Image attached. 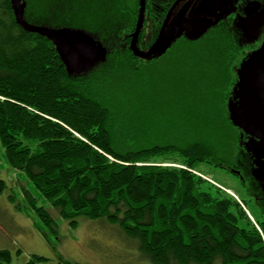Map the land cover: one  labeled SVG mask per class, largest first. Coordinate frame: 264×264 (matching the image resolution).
Wrapping results in <instances>:
<instances>
[{"label": "trees", "instance_id": "trees-1", "mask_svg": "<svg viewBox=\"0 0 264 264\" xmlns=\"http://www.w3.org/2000/svg\"><path fill=\"white\" fill-rule=\"evenodd\" d=\"M112 17L88 19L103 56L74 75L56 42L20 23L11 0H0V161L23 174L70 228H77L80 218L106 220L136 240L151 264H264V193L248 190L260 208L257 219L246 200L238 201L198 171L205 164L221 169L233 164L225 158L235 150L230 136L240 131L229 119L227 98H199L203 114H210L197 127L205 125L207 139L189 130L182 135L176 127L171 138L167 127L161 129L157 139L167 143L151 139L144 107L150 83L143 67L158 59L132 53L134 15V26L124 34L114 30ZM144 26L137 47L149 52ZM131 75L134 95L120 85L121 77L132 80ZM195 101L186 95L182 104L190 110ZM132 107L139 128L135 140L146 137L152 144L120 140L132 129L120 113ZM6 189L0 179V194ZM23 192L27 210L17 209L37 220L53 247L48 230L57 233L56 220ZM0 264H12L9 251H0ZM24 264L52 261L32 255ZM58 264L75 263L60 256Z\"/></svg>", "mask_w": 264, "mask_h": 264}, {"label": "rangeland", "instance_id": "rangeland-1", "mask_svg": "<svg viewBox=\"0 0 264 264\" xmlns=\"http://www.w3.org/2000/svg\"><path fill=\"white\" fill-rule=\"evenodd\" d=\"M27 1L23 2L24 6L21 5L17 9V20L54 41H58L67 32L82 33L93 38L87 28L88 19H104L106 15H113L116 23L114 30L122 31L123 34L128 28L132 29L134 26L131 20L134 15V0ZM25 2L30 5V9ZM120 3L128 6L129 10L119 11ZM114 4H118V10L113 9ZM24 14H27L29 18H25ZM160 50L157 56L161 55ZM217 53L212 44L186 46L177 49L174 56H163L156 62L150 61L147 66L144 65L143 78L150 83V91L147 93L148 98L144 107L147 113L146 118L151 125L148 131L151 139L167 143L169 139H157L159 135L164 134L161 131L163 127L168 128L170 138L172 127H176L182 135L189 130L191 134H200V137L208 138L205 125H201L202 129L197 128L199 123L205 121L210 115L203 114L199 98L200 96L218 98L226 87V82L222 81L219 77L222 75L217 70L215 60ZM131 78L132 80L121 77L120 85L134 95L136 77L131 75ZM137 83H140L138 79ZM186 95L197 98L190 110L182 104ZM230 110L235 116L236 108L233 104L230 105ZM121 114L124 122L132 126V129L129 128V132H122L120 140H135V134L139 128L136 129L137 126L134 124V107L130 109V112L123 109L120 116ZM165 115L166 118H164ZM192 115L195 117L191 118ZM238 136L239 133L230 136L234 138L231 142L235 143V150L225 158L227 161H233L230 167L236 165L238 154L241 152ZM139 140L135 141L138 144L143 141L147 142L146 144H152L148 143L146 137ZM198 171L208 180L235 196V199L246 200L250 213L260 219V208L256 200L246 191L243 183L235 175L211 164L201 165ZM0 179L7 184L5 192L0 194V251L6 250L11 253L12 264H24L32 255L48 258L52 264H58L60 256L75 264H151L141 252L136 240L129 238L118 226L106 220L90 221L80 218L78 227L70 228L68 223L60 218L58 212L52 209L50 204L35 190L28 179L10 168L5 161H0ZM24 190H27L56 220L57 233L51 234L47 229L53 241V247L49 246L38 230L37 220L17 209L21 206L22 209L27 210ZM11 199L15 203H12ZM250 213L248 211L252 221L256 224L255 218Z\"/></svg>", "mask_w": 264, "mask_h": 264}, {"label": "flooded vegetation", "instance_id": "flooded-vegetation-1", "mask_svg": "<svg viewBox=\"0 0 264 264\" xmlns=\"http://www.w3.org/2000/svg\"><path fill=\"white\" fill-rule=\"evenodd\" d=\"M141 1L134 0V32ZM144 21L151 49L163 32L158 49L162 53L156 59L174 56L186 46L212 44L217 50L222 76L217 75L226 82L220 96L227 98L229 119L240 131L236 165L224 170L235 175L246 191L263 194L264 0H145ZM198 32L201 36L194 39ZM231 104L237 116L231 113Z\"/></svg>", "mask_w": 264, "mask_h": 264}, {"label": "water", "instance_id": "water-1", "mask_svg": "<svg viewBox=\"0 0 264 264\" xmlns=\"http://www.w3.org/2000/svg\"><path fill=\"white\" fill-rule=\"evenodd\" d=\"M17 9L23 5L24 0H11ZM145 0L141 1V11L135 32L132 34L131 50L135 57L147 60L156 56L163 32L161 33L157 43L149 52H141L137 47L138 36L142 29L144 21ZM24 25V24H23ZM201 33L194 37L199 38ZM58 47L61 60L66 65L68 71L74 75H80L91 69L97 64L103 56L99 45L90 37L82 33L67 32L64 33L58 41H55ZM257 156H263L257 153ZM264 180V178H263Z\"/></svg>", "mask_w": 264, "mask_h": 264}]
</instances>
